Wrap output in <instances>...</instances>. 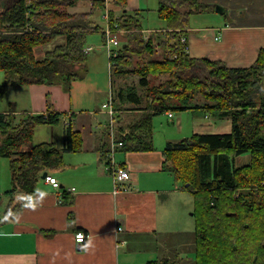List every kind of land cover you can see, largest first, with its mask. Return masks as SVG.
<instances>
[{
    "label": "trees",
    "instance_id": "obj_1",
    "mask_svg": "<svg viewBox=\"0 0 264 264\" xmlns=\"http://www.w3.org/2000/svg\"><path fill=\"white\" fill-rule=\"evenodd\" d=\"M80 0H0V72L10 86L61 85L69 92L82 75L74 68L86 66V36L101 27L90 20L94 9H104L95 0L89 14L71 15L69 7ZM158 16L166 22L167 34L158 35L163 57L133 67L134 56L153 55V41L142 34V15L110 14L113 32H127L129 42L112 60V75L128 73L141 79L144 97L136 87L115 91L116 111L125 104L141 107L134 125L120 128L119 141L127 152L152 151V120L155 115L203 109L218 120H230L228 132L196 133L164 152L163 170L170 172L194 197L195 264H264V48L249 68H230L221 61L192 58L186 50L190 17L213 10L198 0H158ZM127 6V0H115ZM119 30V31H120ZM66 37L65 45L48 51L42 60L35 48ZM126 38V35H125ZM164 81L152 83L151 78ZM157 78V79H156ZM34 116L14 110L0 114V159H10L11 193L35 192L41 172L62 164V150L42 143L24 151L41 124H58L59 115L47 111ZM119 118V115H118ZM143 129L142 133L137 130ZM68 150L79 151L81 136L68 126ZM249 155L247 164L236 165ZM257 188V189H256ZM239 191L238 196H236ZM67 203L68 195L65 196ZM148 264H179L168 259Z\"/></svg>",
    "mask_w": 264,
    "mask_h": 264
},
{
    "label": "crops",
    "instance_id": "obj_2",
    "mask_svg": "<svg viewBox=\"0 0 264 264\" xmlns=\"http://www.w3.org/2000/svg\"><path fill=\"white\" fill-rule=\"evenodd\" d=\"M94 1L83 0L80 5L78 2L76 6L69 7L67 12L71 15L89 14L93 11ZM100 1L115 18L126 12L142 15L143 37L146 41H153L155 52L147 61L141 59L142 64L134 59L133 67L147 64L157 51L164 54L159 46L158 35L165 36L168 31L166 22L158 16V0H127L124 12L115 5V0ZM198 2L213 10L194 16H209L212 20L202 23L197 17L190 22L186 39L189 55L192 58L221 61L230 68L252 66L264 48V0ZM216 7H221L223 11H215ZM99 10L95 11L96 17L94 15L90 20L95 26L101 27V37L95 39L94 43L99 41L98 45L102 46L103 43L105 45V35L103 25H99ZM147 11H151L150 15L157 13L162 23L157 27L146 28L144 19ZM117 35L121 40L119 47L129 42L127 32H117ZM124 38L126 40L122 42ZM65 43L66 37H58L43 45L49 47L40 56V47L35 48L36 58L42 60L48 51ZM94 47L86 45L84 50L87 56L94 52ZM108 60L109 63L106 56L96 54L88 58L85 67H75L74 70L82 78L72 82L69 92L61 85L33 84L8 87L10 91L6 89L7 93L0 97V114L14 110L18 116H37L47 111L59 115L58 124L37 126L34 136L44 130L46 137L39 142H35L33 137L24 151L42 143H53L63 151L62 164L41 172L35 192L31 195L11 193L9 159V187L0 190V264H148L149 261L162 259L179 264H195L193 240L183 242L181 236L184 233L182 228L188 226L184 223L187 217L182 210L185 208L182 187L170 172L163 170L164 152L169 144L187 139L189 135L220 133L218 129L228 131L231 122L228 119H215L203 109L183 111L179 117L172 119L165 113L168 123L177 128L173 127L174 133L166 136L170 133V127L161 124L159 131H164L165 138L157 143L154 121L158 115H155L152 120V151L116 150L115 163L127 170L131 178L120 187H115L106 166L110 160V117L102 113V106L111 97L115 104L116 89L135 87L121 84L129 76L138 77L136 88L139 95L144 97L146 89L139 87L141 78L136 74L115 77L112 67L109 74ZM96 64L100 68L93 70ZM93 77H96V81ZM161 78L166 79V76H160L159 82L164 81ZM123 108L125 110L118 111L119 118L115 121L114 135L118 141L120 128L134 125L143 114L138 105L125 104ZM198 110L209 120L207 123H198L195 117H188L185 121L184 114ZM66 120H69L68 125ZM68 126L81 136L79 151L68 150ZM142 132L143 129L137 130V133ZM44 173L55 177L60 187L57 189L47 184L42 178ZM66 195L70 203H67ZM188 211L193 213L190 208ZM118 227L122 231L119 232ZM79 232L87 236L83 244L75 241V235ZM191 234L193 236V232Z\"/></svg>",
    "mask_w": 264,
    "mask_h": 264
},
{
    "label": "rangeland",
    "instance_id": "obj_3",
    "mask_svg": "<svg viewBox=\"0 0 264 264\" xmlns=\"http://www.w3.org/2000/svg\"><path fill=\"white\" fill-rule=\"evenodd\" d=\"M82 1L83 0H81V1H79V5L82 3ZM217 8V7H216ZM216 8L214 9L215 11H216ZM221 8V7H220ZM93 9H94V7H93ZM95 11L97 10V9H94ZM102 10V11H101ZM100 12H101V14H100ZM99 14H100V16H101V21H99V25L100 26H102L103 25V30L105 31L107 28H108V25H109V20L108 19H106V18H104L103 17V15L105 14V15H110V10L108 9V8H105L104 7V9H100L99 10ZM151 14V11H147L146 13H145V19H144V23H145V27L146 28H152V27H157L160 23H162L161 21H160V19L156 16V14H152V15H150ZM94 15H95V17H96V15H97V12H95L94 13ZM202 15V14H201ZM215 16H217L216 14H214ZM197 17H199L201 20H200V22H202V23H207V22H210V19H211V17H209V16H207V17H205V18H203V17H201V16H191L190 17V22H193V20L195 19V18H197ZM212 20V19H211ZM110 27V26H109ZM110 29H111V27H110ZM120 30V29H119ZM118 30V32L119 33H121V32H123V31H119ZM103 31V32H104ZM100 33L99 32H95V33H88L87 34V37H86V45H87V47H89V46H91V45H94L95 47H94V52H92L91 54H88V57H87V60H88V58H90V57H92L93 55H96V54H103L104 56H106V58H107V63H109V60H108V58H109V56H108V54H107V51H106V49H105V45H104V43L102 44V46H99L98 44H99V41L97 42V44H95L94 43V40L95 39H100ZM119 39H120V37H119ZM183 39H185V38H182V40ZM126 39L124 38V39H122V42H124ZM121 41V40H120ZM183 43V42H182ZM40 48H39V50H38V55L40 56V55H42L43 54V52L49 47V46H39ZM86 48V47H85ZM41 51V52H40ZM40 52V53H39ZM162 52L160 53L159 51H157L156 52V55H154L153 56V58H151V59H159V58H161L162 57ZM150 55H143V56H134L133 58L135 59V61H138V63H141V59L142 60H144V61H147L148 60V58H150L149 57ZM140 61V62H139ZM87 62V61H86ZM98 64V63H97ZM97 64L96 65H93L94 67H93V70H96L97 68H100V66H97ZM142 64V63H141ZM107 70H108V73L110 72V66H109V68H108V64H107ZM110 74V73H109ZM89 77V76H88ZM5 79V80H4ZM157 79V78H156ZM162 80L164 79L165 80V78H161ZM93 80H95L96 81V77H93ZM151 81H152V83H154V84H157L158 82H159V80H155V79H153V78H151ZM5 82H6V78H5V75H4V73L3 72H0V97H4V95L7 93V91H4L3 90V86H4V84H5ZM263 83V86H264V82H262ZM122 85L124 84V85H134L135 87L137 86L138 87V77L136 76H129V77H127V78H125L124 80H122V83H121ZM11 87V86H10ZM109 87H110V85H109ZM109 87H108V89H109ZM9 89V88H8ZM7 89V90H8ZM8 91H10V90H8ZM102 113L103 114H105V111H102ZM179 115H181V112H179V113H174V118H177V117H179ZM185 115V121L188 119V117H195L197 120V122L198 123H207L209 120L207 119V118H205L204 117V113L202 112V111H196V112H188V113H186V114H184ZM171 121V120H170ZM211 121V120H210ZM154 124H155V126H156V128H157V143H159V141H160V143H161V139H163L164 140V138H165V135H164V131H159L160 130V125L161 124H163L164 126H169L170 127V133H168L166 136H170V135H172L173 133H174V129H173V127H176L177 128V126H174V125H172V124H169L168 123V121H167V118L165 117V114H162V115H158V116H156L155 117V121H154ZM109 125V124H108ZM230 129V128H229ZM218 130H220V131H218ZM217 130V132H228V131H226V129H218ZM159 132H161V133H159ZM163 132V133H162ZM153 135H154V130H153ZM43 137H46V133L44 132V130L43 131H40V132H38V133H36L35 134V136H34V141L35 142H39V141H41V139H43ZM189 137H190V135H189ZM249 160H250V156L249 155H244V156H242V157H238V158H236V160H235V163H236V165H244V164H247L248 162H249ZM8 171H9V159H7V158H3V159H0V190H3V188H8L9 187V185H7V177H8ZM6 173V174H5ZM178 182V181H177ZM180 183V182H179ZM181 184V183H180ZM181 187H182V192H183V200H182V203H184V206H185V208H182V210H183V212H185L184 213V216L185 217H187V220L185 221L184 220V223H186V224H188V226L187 225H185L182 229H183V234L181 235L182 236V241L183 242H189V241H191V240H193V250H194V252H195V230H196V226H195V218H194V216H191L193 213H189V211H188V209L190 208L192 211L191 212H194V209H195V206H194V202H195V200H194V197H193V195H192V193L190 192V191H188V190H185V189H183V186H182V184H181ZM257 189V188H256ZM6 190V189H5ZM2 194L3 193H1V196H2ZM238 194H239V191L237 192V194H236V196H238ZM3 197V196H2ZM3 199V198H2ZM179 202L181 203V198H179ZM191 214V215H190ZM181 229V230H182ZM193 232V236H190V235H192L191 233ZM174 239V238H173Z\"/></svg>",
    "mask_w": 264,
    "mask_h": 264
},
{
    "label": "built area",
    "instance_id": "obj_4",
    "mask_svg": "<svg viewBox=\"0 0 264 264\" xmlns=\"http://www.w3.org/2000/svg\"><path fill=\"white\" fill-rule=\"evenodd\" d=\"M104 18L109 20L110 23V15H103ZM108 25V28L104 31L105 35V47L108 51V56L110 59V67L113 66L112 60L118 56V51L117 47L120 46V41L117 35V32H113L112 29H110ZM218 39V38H217ZM183 43L186 42V39L182 40ZM186 50H188V46L185 47ZM102 110L107 113V115L110 117V122H109V128L111 131V141H110V151H109V162L106 165L107 166V171H110L115 187H120L124 182H127L130 180L131 176L130 173L122 168L120 165L115 163V153L117 149H120L123 147V143L121 141H118L114 135V130H115V121L118 119V112L115 111L114 109V101L113 98L111 97L106 103L103 104ZM45 118L48 119V113H44ZM169 119H172L174 117V114L172 112L167 113ZM65 123L68 125L69 120H66ZM45 182L49 185H51L54 188H59L60 183L58 180L50 175H47L45 178ZM118 231H122L121 227H118ZM87 239V236L83 232H79L75 235V241L77 244H83L85 243Z\"/></svg>",
    "mask_w": 264,
    "mask_h": 264
},
{
    "label": "water",
    "instance_id": "obj_5",
    "mask_svg": "<svg viewBox=\"0 0 264 264\" xmlns=\"http://www.w3.org/2000/svg\"><path fill=\"white\" fill-rule=\"evenodd\" d=\"M217 12H222L223 10L220 7L216 8ZM47 176V173H44V175L42 176L43 179H45V177Z\"/></svg>",
    "mask_w": 264,
    "mask_h": 264
}]
</instances>
